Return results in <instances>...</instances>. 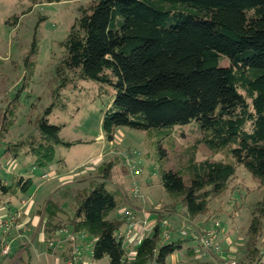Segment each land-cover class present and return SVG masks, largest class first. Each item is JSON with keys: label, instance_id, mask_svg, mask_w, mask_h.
<instances>
[{"label": "trees", "instance_id": "obj_1", "mask_svg": "<svg viewBox=\"0 0 264 264\" xmlns=\"http://www.w3.org/2000/svg\"><path fill=\"white\" fill-rule=\"evenodd\" d=\"M61 1L73 0H31ZM79 10L59 42L63 53L56 71L67 74L62 81L74 76L113 89L101 119L104 138L112 142L115 128L126 126L154 133L159 141L175 126L190 122L196 123L200 135L177 153L176 168L161 171L159 183L172 203L157 208L151 234H144L130 260L125 240L118 235L126 215L109 217L121 202L119 190L107 188L117 155L93 167L89 189L74 190L75 208L67 226L72 233L93 237L95 260L165 264L184 242L193 241L185 236L162 240L161 222L167 212H177L179 205L188 218L204 213L209 200L227 189L237 164L264 186V0H92ZM28 56L24 64L31 73ZM60 130L45 117L36 118L35 132L12 147L25 148L34 165L45 166L54 159L56 145L73 144L59 136ZM200 143L224 157L196 161ZM160 150L165 155V149ZM31 185L30 177L20 176L13 184L0 177V197L26 193ZM60 210L59 202L48 199L38 212L46 214L44 229L53 236L60 227L52 217ZM251 213L248 231L256 236L264 218V194ZM194 250L186 248L187 264H217L198 259ZM250 264L264 263L257 258Z\"/></svg>", "mask_w": 264, "mask_h": 264}, {"label": "rangeland", "instance_id": "obj_2", "mask_svg": "<svg viewBox=\"0 0 264 264\" xmlns=\"http://www.w3.org/2000/svg\"><path fill=\"white\" fill-rule=\"evenodd\" d=\"M91 1L33 4L31 0H0V177L7 184H13L20 176L32 179L26 194L17 191L15 195L0 197V264H26V260L29 264H108L106 257L93 259V237L84 232L72 233L67 226L75 208L74 190L89 189L93 167L101 159L117 155L118 162L107 188L122 191L125 197L131 198H135L132 190L137 188L142 198L135 199L143 210L151 211L155 204H160L157 206L159 209L168 207L172 200L159 183L160 173L176 168L177 153L191 146L200 135L196 123L190 122L175 126L169 136H163L159 141L154 133L126 126L115 128L112 142L104 138L101 119L111 104L113 89L74 76L72 80L62 81L67 74L62 70L56 71L63 53L59 42L79 15V8H86ZM32 47L35 50L30 53ZM26 56L32 63L30 74L24 64ZM47 110L49 112L45 114ZM40 117L60 126L59 136L73 142L70 147L56 145L54 159L42 167L34 165L33 157L25 148L12 147L35 132V120ZM99 135L103 138L98 139ZM159 144L165 149V155ZM128 153L134 161L140 160L137 166L141 171L137 175L124 166V156ZM194 157L196 161H217L224 154H214L200 143ZM43 174L46 177H42ZM263 194L264 186L256 182L241 164H237L227 189L209 200L204 213L188 218L185 209L179 205L176 206L177 212H167L163 219L171 224L170 236L173 239L183 237L181 230L193 232L197 239L184 242L165 264H187L190 257L186 248L197 246L198 239L211 230L215 232V242L222 253L209 252L198 259L217 264H250L261 258L264 263V218L256 236H251L248 231L254 203ZM48 199L61 205V210L52 217L53 223L60 227L58 238L44 229L46 214H38L43 212ZM25 200L33 202V209L39 205L33 211L39 216L37 227L31 221L27 233L23 227L22 231H17L19 222L16 216H19L17 212L23 211L20 208ZM121 207L119 205L109 217L122 216L125 211L136 216L131 206L122 208L117 214ZM156 219L155 216L145 219L143 212L139 215L138 220H144L148 227L145 236L151 234L149 227ZM125 228L126 224L121 230ZM63 229L66 230L61 231ZM40 232L44 234V240H40ZM124 244L130 260L134 247L129 246L127 240ZM5 246L7 253L2 251ZM48 250L52 251L51 254ZM66 253L69 257L71 254L76 256V261L63 258L62 254Z\"/></svg>", "mask_w": 264, "mask_h": 264}, {"label": "built area", "instance_id": "obj_3", "mask_svg": "<svg viewBox=\"0 0 264 264\" xmlns=\"http://www.w3.org/2000/svg\"><path fill=\"white\" fill-rule=\"evenodd\" d=\"M140 160L137 158L135 161L130 156V154H125L124 156V163L125 166L129 169V171L137 175L140 173L141 169L139 166H137V163H139ZM42 177H46L45 174L42 175ZM133 196L135 198H142L140 196V192L137 188H134L132 190ZM124 215H126V228L119 232V236H122L124 240H127L129 245L135 247L140 244L146 230H148V227L145 226V222L139 221L138 218L131 212L125 211ZM2 224V223H1ZM0 224V225H1ZM161 227L164 228V232L162 234L163 240H168L171 238V224L167 220H162ZM181 236L185 237H191L194 239H197V236L193 232H188L185 230L180 231ZM3 253H7V247L5 246L2 249ZM73 251V250H72ZM195 255L198 258H201L203 255L209 254V252H215L218 254H221L220 247L215 242V232L214 231H207L205 232L199 239H198V245L195 246ZM73 254H75V250L73 251ZM229 264H232L229 262Z\"/></svg>", "mask_w": 264, "mask_h": 264}, {"label": "crops", "instance_id": "obj_4", "mask_svg": "<svg viewBox=\"0 0 264 264\" xmlns=\"http://www.w3.org/2000/svg\"><path fill=\"white\" fill-rule=\"evenodd\" d=\"M98 139L100 138V139H102L103 138V136L102 135H99L98 137H97ZM99 155V154H98ZM73 180H71V182H72ZM64 184H68V182H64ZM63 184V185H64ZM121 192V201H122V203H120V206H122L121 207V209H120V211L119 212H117V214H119L120 212H121V210H122V208H128L129 206H131V207H133V209H134V211L136 212V216H137V218L139 217V215L141 214V212H143V214L145 215V219H146V217H148V218H151L152 216H155V218H157V212H158V209H157V207H155L154 209H152L151 211L150 210H143V208H141V204L135 199V198H131V197H128V196H126L125 197V194H124V192H122V191H120ZM17 193V192H16ZM15 193V194H16ZM15 194H13V195H15ZM26 194V193H25ZM128 197V198H127ZM4 202V201H3ZM40 204V203H39ZM39 208V205L37 206V208H34L33 209V202L32 201H29V200H25V201H23V204H22V207L20 208V210H23L22 212H17V214H19V216L18 215H16L17 216V227H18V230L17 231H22V228L21 227H23V230L25 231V233H27L28 231H29V223L31 222V221H33V223L34 224H36L35 226L37 227V223H38V218H39V216L38 215H36L35 213H33V211H35V210H37ZM25 209V210H24ZM149 212H152L153 214H150ZM22 213V214H21ZM33 213V214H32ZM15 216V217H16ZM20 220V221H19ZM154 222H156V220L154 221ZM153 222V223H154ZM20 224V225H19ZM153 226V224L150 226V227H152ZM149 227V228H150ZM64 230H66V229H63V230H61V231H64ZM59 232H60V230L59 231H56L55 232V236H56V238H58V236H59ZM40 234H41V236H40V240H44V234L42 233V232H40ZM33 245L34 246H36L34 243H33ZM130 246V245H129ZM49 252L48 253H50V252H52V251H50V250H48ZM51 254V253H50ZM63 256V258H65V259H70V261L71 262H75L76 261V256L74 257L73 256V254H71V257H69L70 255H68L67 253H66V255L65 254H62ZM68 255V256H67ZM173 256V255H172ZM47 259V258H46ZM26 264H29V262H27V260H26ZM69 264H70V262H69ZM72 264V263H71ZM74 264V263H73Z\"/></svg>", "mask_w": 264, "mask_h": 264}]
</instances>
